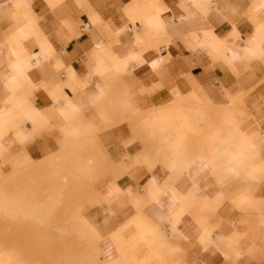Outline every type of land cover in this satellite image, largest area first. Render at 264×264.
Instances as JSON below:
<instances>
[{"label": "crops", "instance_id": "1", "mask_svg": "<svg viewBox=\"0 0 264 264\" xmlns=\"http://www.w3.org/2000/svg\"><path fill=\"white\" fill-rule=\"evenodd\" d=\"M181 99L188 161L128 144ZM26 167L0 213L72 235L56 264H264V0H0V185Z\"/></svg>", "mask_w": 264, "mask_h": 264}, {"label": "rangeland", "instance_id": "2", "mask_svg": "<svg viewBox=\"0 0 264 264\" xmlns=\"http://www.w3.org/2000/svg\"><path fill=\"white\" fill-rule=\"evenodd\" d=\"M54 71L55 76L58 79L61 74H64L65 77L67 75V71L63 66L54 68ZM230 104L231 103L228 102L229 108L235 111L236 108L230 107ZM202 110L203 108L199 104L195 103L189 105L186 99H181L174 108L153 112V117L144 118L142 122L132 123L131 130L133 137L128 144H134L135 142H139L143 145L149 144L152 141H155L154 139H151V137L158 131L164 135V139L161 140V150L164 152L163 147L166 146L167 143L178 140L181 145L179 157L188 161L184 145V142L186 143L188 139L186 137L184 138V136L187 135L189 129L194 130L195 126L203 125L202 118L199 119L201 121L197 120L194 122V119H198V115H203ZM213 110L215 111V121L208 124V127L212 128V131H215L220 127V107H213ZM156 114H158V120L161 121L156 122ZM189 118H191V122H188ZM185 124L187 125L186 127ZM173 135L174 137H172ZM138 136H143V138L140 139ZM228 144H230V146H236L234 139H229ZM210 145H212L211 142ZM250 150L251 148L248 147L244 149L242 154L244 155L242 157L244 162L249 156L251 152ZM166 155L167 154L165 153L158 155L161 164ZM135 157L139 159L138 155H135ZM88 163H92V160L89 159ZM29 173L30 170H28L27 167L24 170L11 172L10 175L4 177L5 180L0 187L9 190L12 187H10V185L6 186L5 184L10 183L12 179L20 178ZM59 173L61 174V172ZM62 173L63 175L61 177L76 181H82V178L87 177L86 174H88V177H91V171L85 172L82 169L69 171L67 172V176L65 172ZM31 177L35 179L60 178L58 172H48L43 170L35 171V173L33 172ZM230 177L231 176H228V178ZM232 178L235 177L232 176ZM32 189L38 190L43 188L36 187ZM51 190L53 195L60 194V188L51 187ZM69 220L71 222V216ZM52 226H54V222H52ZM44 227L45 226H39L33 222L23 220L20 217L12 219L5 216L3 213H0V256H3V260L8 264H56L57 261L60 262L59 257L62 255V252H66L65 246H68L70 249H76L79 246V244L73 239L72 235L65 236L44 233L46 231Z\"/></svg>", "mask_w": 264, "mask_h": 264}, {"label": "bare ground", "instance_id": "3", "mask_svg": "<svg viewBox=\"0 0 264 264\" xmlns=\"http://www.w3.org/2000/svg\"><path fill=\"white\" fill-rule=\"evenodd\" d=\"M228 113H229V112H228ZM235 159H236V156H235V155H232V154H230V153H228L227 156H226V161H227L228 164L234 162ZM234 166H235V164L229 166V168L227 169L226 172H227L228 174L233 173V169H232V168H234ZM182 173H184V172H182V171L176 172L177 175H180V174H182ZM72 221L75 223V225H76V224H79V222L77 221V219H76L75 216H72ZM0 264H8V263H6V261L3 260V256H0Z\"/></svg>", "mask_w": 264, "mask_h": 264}]
</instances>
